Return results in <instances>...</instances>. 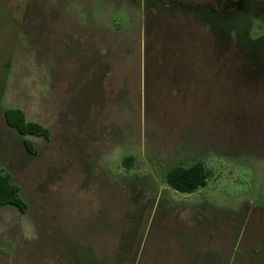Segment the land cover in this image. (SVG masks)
Listing matches in <instances>:
<instances>
[{"label":"rangeland","instance_id":"374dc122","mask_svg":"<svg viewBox=\"0 0 264 264\" xmlns=\"http://www.w3.org/2000/svg\"><path fill=\"white\" fill-rule=\"evenodd\" d=\"M235 1L0 0V171L28 204L0 207V264H264V0ZM195 163L204 188L165 183Z\"/></svg>","mask_w":264,"mask_h":264},{"label":"trees","instance_id":"16d2710c","mask_svg":"<svg viewBox=\"0 0 264 264\" xmlns=\"http://www.w3.org/2000/svg\"><path fill=\"white\" fill-rule=\"evenodd\" d=\"M171 2H169L171 6L167 5L168 7H178L180 5H175L176 3L173 5V1ZM5 119L7 124L15 128L23 137L38 136L47 139L50 137L49 131L41 124L27 121L25 113L19 108L8 109L5 112ZM24 145L29 151L32 149V143L28 139H24ZM132 159L133 157L126 158L127 169L131 168ZM209 177L210 171L202 163L189 166L174 164L164 172L165 183L174 191L182 194H193L204 188ZM3 206H14L22 213L28 208V204L20 195V187L12 181L10 174L0 171V207Z\"/></svg>","mask_w":264,"mask_h":264},{"label":"flooded vegetation","instance_id":"af4514ba","mask_svg":"<svg viewBox=\"0 0 264 264\" xmlns=\"http://www.w3.org/2000/svg\"><path fill=\"white\" fill-rule=\"evenodd\" d=\"M251 1H253V2L255 1V2H256V0H251ZM238 2H239V3H240V2L242 3L243 0H242V1L239 0ZM236 3H237V1H235V0H227V4H222V3H220V5H221V7L227 9V8H229V7L233 6V5H235ZM257 3H258V2H257ZM259 4L262 5V3H260V2H259ZM263 5H264V4H263ZM263 5H262V6H263ZM202 6H205V7H207V8L209 7L208 5L206 6V4H205V5H202ZM202 6H199V7H202ZM262 6H261V7H262ZM261 9L264 11V8H261ZM213 10H214V9H213ZM215 10H217L216 12H219V10H218L217 8H216Z\"/></svg>","mask_w":264,"mask_h":264},{"label":"crops","instance_id":"0c3cea01","mask_svg":"<svg viewBox=\"0 0 264 264\" xmlns=\"http://www.w3.org/2000/svg\"><path fill=\"white\" fill-rule=\"evenodd\" d=\"M5 207H8V206H3V207H1V208H5Z\"/></svg>","mask_w":264,"mask_h":264}]
</instances>
